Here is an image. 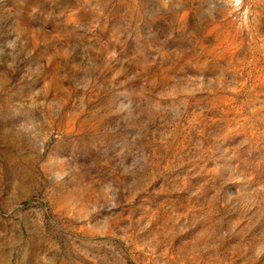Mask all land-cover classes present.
<instances>
[{
    "label": "rangeland",
    "instance_id": "rangeland-1",
    "mask_svg": "<svg viewBox=\"0 0 264 264\" xmlns=\"http://www.w3.org/2000/svg\"><path fill=\"white\" fill-rule=\"evenodd\" d=\"M0 264H264V0H0Z\"/></svg>",
    "mask_w": 264,
    "mask_h": 264
}]
</instances>
